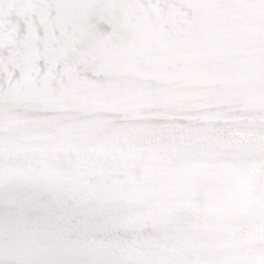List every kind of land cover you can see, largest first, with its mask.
I'll return each instance as SVG.
<instances>
[{
    "label": "snow or ice",
    "instance_id": "snow-or-ice-1",
    "mask_svg": "<svg viewBox=\"0 0 264 264\" xmlns=\"http://www.w3.org/2000/svg\"><path fill=\"white\" fill-rule=\"evenodd\" d=\"M53 5L61 7V0H0V125L11 114L107 112L133 121L147 108L154 111L146 118L168 121L256 106L264 113V0L153 5L169 14L185 6L198 13L181 43L150 61L179 59L187 66L174 76L158 74L163 90L155 97L110 98L98 86L101 77L129 73L146 43L143 29L117 53L102 56L95 39L116 31L118 16L106 27L90 26L84 15L45 19ZM123 6L113 0L104 8ZM76 7L86 12L101 5L80 0ZM86 85L92 86L87 93ZM216 184L210 174L201 189L206 203L178 213L171 189L136 175L129 158L89 162L50 147L0 142V264H248L211 245L225 227L208 222ZM97 234L105 239L102 248L86 243Z\"/></svg>",
    "mask_w": 264,
    "mask_h": 264
},
{
    "label": "bare ground",
    "instance_id": "bare-ground-1",
    "mask_svg": "<svg viewBox=\"0 0 264 264\" xmlns=\"http://www.w3.org/2000/svg\"><path fill=\"white\" fill-rule=\"evenodd\" d=\"M112 2L88 0L89 4L101 7L85 12L76 7L80 0H61L62 6L53 5L44 17L68 19L84 15L90 18V26L106 27L107 20L118 16L117 30L110 29L95 39L102 56L117 53L135 39L138 29H143L146 43L132 61L129 73L114 78L101 77L98 86L110 98L134 93L150 97L160 95L163 88L156 76H174L186 71L187 66L179 59L159 66H153L150 61L161 57L169 46L179 45L183 30L195 22L198 13L187 6L173 14L153 7L163 5L166 0H124L123 7L105 10L104 5ZM183 3L187 5L188 0ZM34 20L37 24L40 22L38 11ZM85 38L81 36L78 43ZM199 69L212 72L215 67L200 65ZM91 88L86 85L82 91L87 93ZM152 111L154 109H144L140 118L133 121H120L107 112L11 114L0 125V142L13 147H50L89 162L108 163L117 157L129 158L136 175L158 187L171 189L170 203L178 213L188 205L199 207L206 203L202 186L221 162L232 159L233 153L227 151L232 145H242L250 154L264 150V129L260 127L264 113L258 106L239 114L227 115L225 109L224 114L217 117L206 118L201 114L193 119L168 121L146 118ZM208 222L225 226L212 241L223 236L229 228V221L218 214L210 215ZM86 243L95 248L106 244L101 234L94 239L88 237Z\"/></svg>",
    "mask_w": 264,
    "mask_h": 264
},
{
    "label": "clouds",
    "instance_id": "clouds-1",
    "mask_svg": "<svg viewBox=\"0 0 264 264\" xmlns=\"http://www.w3.org/2000/svg\"><path fill=\"white\" fill-rule=\"evenodd\" d=\"M232 159L212 171L217 177L213 213L229 221L213 248L248 264H264V150L247 153L234 144Z\"/></svg>",
    "mask_w": 264,
    "mask_h": 264
}]
</instances>
